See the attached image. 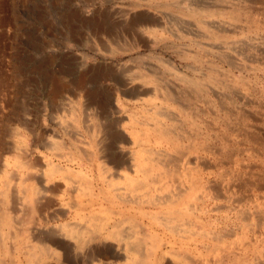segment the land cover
<instances>
[{
    "label": "rangeland",
    "instance_id": "374dc122",
    "mask_svg": "<svg viewBox=\"0 0 264 264\" xmlns=\"http://www.w3.org/2000/svg\"><path fill=\"white\" fill-rule=\"evenodd\" d=\"M145 148L155 177L138 190ZM0 201L18 210L0 264L129 263L101 216L131 243L146 237L135 246L154 264H264V0H0Z\"/></svg>",
    "mask_w": 264,
    "mask_h": 264
},
{
    "label": "bare ground",
    "instance_id": "6f19581e",
    "mask_svg": "<svg viewBox=\"0 0 264 264\" xmlns=\"http://www.w3.org/2000/svg\"><path fill=\"white\" fill-rule=\"evenodd\" d=\"M254 9V8H253ZM253 12V11H252ZM187 81H188V79H187ZM192 85V84H191ZM200 87V86H199ZM201 88V87H200ZM150 93V90H143V91H140V90H138V91H136L135 93H133V98H140V96L141 95H146V94H149ZM166 98H168L167 100H169V99H172V100H174V96H173V94H171V93H168L167 94V96H166ZM166 100V101H167ZM175 101V100H174ZM177 102V101H176ZM95 112V111H94ZM96 115H98V116H100L101 117V114H100V112H97V114ZM95 115V116H96ZM196 117H197V115H194V116H191V119H192V121L191 122H193L194 124H196L197 123V121H196ZM99 118V117H98ZM158 129V128H157ZM159 133L160 132H162V134L163 135H166V133H168L167 131L168 130H166V128H161V127H159ZM169 133H170V131H169ZM168 133V134H169ZM196 135L195 136H198V133L196 132L195 133ZM160 136V135H159ZM167 136V135H166ZM165 136V137H166ZM161 137H163L164 138V136H161ZM172 138L170 139V142H172V143H175V145H180V142L178 141L179 140V137H177V136H171ZM169 138H170V135H169ZM194 139H192L194 142H193V145H191L190 146V144H189V146H190V149L191 150H193V151H196L199 147H200V144L198 143V141H197V138L196 137H193ZM196 138V139H195ZM162 139V138H161ZM160 139V140H161ZM191 143V142H190ZM195 143V144H194ZM171 144V143H170ZM172 146H174V145H172ZM189 148V147H188ZM145 150L147 151L146 153H150L149 152V150H151V149H146L145 148ZM145 150H143V151H145ZM101 152V151H100ZM106 154V153H105ZM145 154V153H144ZM26 158V157H25ZM24 158V159H25ZM142 158V160H141V162L139 161V159H141ZM106 159V158H105ZM104 158H103V160L100 162V163H102L103 162V165L105 166V164H106V160H105ZM135 159V158H134ZM30 160V159H29ZM32 160V159H31ZM113 160H114V158H113ZM137 160V159H136ZM34 161V160H33ZM138 162L136 163V168L137 169H135L136 170V172H138V174H141V177H143V179H140V180H138L139 182H138V190H144L145 188L146 189H152V184L154 183V181L151 179V173H152V170H153V167H155V165H156V163H157V160L152 156V154L150 153L149 155H141V157L140 158H138V160H137ZM27 162V161H26ZM29 162V161H28ZM32 162V161H31ZM42 162V161H41ZM40 162V167L38 168L37 167V165L39 164H37V165H33V164H31V165H29L28 166V169H30V172L32 173V170L33 169H35V170H41L42 169V163ZM159 162V161H158ZM191 162V160L189 159L188 160V163H190ZM195 163V162H194ZM29 164V163H28ZM102 165V166H103ZM192 165H193V163H192ZM50 166H52V165H48L47 167H49V169H50V172H49V174L51 173V172H54V173H58V172H55V168H53V167H50ZM114 166H119L118 164H116V165H114ZM43 167H44V165H43ZM198 167H199V165H198V163H196L195 164V166H193L192 167V169L191 168H189V171L186 173V174H188L187 176L189 177V181H190V183H192L191 184V186L189 187V189H194L196 186H197V183H198V181H197V178H196V172L198 171ZM158 168H159V166H158ZM57 169H58V167H57ZM56 169V170H57ZM103 169H104V167H103ZM157 169V168H156ZM43 170V169H42ZM41 170V171H42ZM177 170V169H176ZM60 171V170H59ZM106 171H107V169H106ZM117 168H115V173L114 174H116V175H118V173H117ZM160 171H163V170H159V173H160ZM105 172V171H104ZM164 172V171H163ZM173 172H177V173H179L178 171H173ZM159 173H158V175H159ZM35 174V173H34ZM34 174L32 175H30V176H26V178H25V181H23L22 183L24 184V182L26 183V182H30V183H32L31 181H34V180H36V179H38V181L39 180H41L40 178H38V177H36V176H34ZM152 174H154V173H152ZM164 174H166V171H165V173ZM179 174H181V173H179ZM169 175V174H168ZM19 176V175H18ZM49 176V175H48ZM161 176V175H160ZM25 177V176H24ZM154 177H155V174H154ZM154 177H152V178H154ZM163 177H164V175H163ZM14 178H17V177H14ZM20 178V177H19ZM68 178V177H67ZM18 179V178H17ZM165 179V178H164ZM68 180H70V179H68ZM110 180V179H109ZM132 180H134V179H132ZM136 180V179H135ZM161 181H162V179H160ZM167 180V179H166ZM14 181V180H13ZM37 181V182H38ZM153 181V182H152ZM36 182V183H37ZM167 182H168V180H167ZM42 184V183H41ZM94 184V183H93ZM61 185V184H60ZM131 185H135V183H132ZM39 186V185H38ZM58 187H59V185H57ZM7 187V186H6ZM15 187V186H14ZM61 187V186H60ZM134 187V186H133ZM132 187V188H133ZM155 186L153 185V188H154ZM8 188V187H7ZM13 188V187H12ZM16 188V187H15ZM62 188V187H61ZM89 188V187H88ZM43 190H44V188H42ZM16 190V189H15ZM54 190H55V188H54ZM58 190V189H57ZM88 190V189H87ZM161 190V189H160ZM190 190V191H191ZM6 191V190H5ZM5 191H4V193H5ZM22 191V190H21ZM28 190H26V192H27ZM41 191V190H40ZM40 191H37V190H35V189H30L29 190V197L33 200H30L31 202H32V204H31V206H32V208H31V212L30 213H35V212H39L40 214H42L43 215V211H45L44 209H46V208H42V207H39V206H42L41 204L40 205H38V201L39 200H37V199H39L38 198V195H39V193H40ZM94 191V190H93ZM17 192V191H16ZM53 192V191H52ZM51 192V193H52ZM117 192V191H116ZM186 192V193H185ZM182 191V192H180V195L179 196H177L176 197V200L177 199H182V198H185L186 196H188V192H187V190L186 191ZM22 193V194H21ZM20 194L21 195H23V193H24V191L23 192H21ZM54 193V192H53ZM148 193V192H147ZM3 193H1V195H2ZM8 194V193H7ZM14 194V193H13ZM100 194V193H99ZM102 194V193H101ZM9 195V194H8ZM11 195V194H10ZM93 195V194H92ZM13 196H15V195H13ZM24 196V195H23ZM150 196V195H149ZM148 196V197H149ZM151 196H153V193H152V195ZM101 197V196H100ZM141 197V196H140ZM169 197V196H168ZM20 198V197H19ZM127 198V197H126ZM16 199H17V197H16ZM22 199V198H21ZM106 199V198H105ZM120 199V198H119ZM133 199V198H132ZM162 199V198H161ZM2 200V199H1ZM9 200H10V197H9ZM15 200V199H14ZM13 200V201H14ZM26 200V199H25ZM107 200V199H106ZM109 200V199H108ZM127 200V199H126ZM152 199H150V203H155L154 202V199H153V201H151ZM164 200H166V201H172V199H164ZM175 200V199H174ZM19 201V200H18ZM102 201V200H101ZM104 201V200H103ZM110 201V200H109ZM122 201V200H121ZM12 202V201H11ZM17 202V201H16ZM20 202V201H19ZM104 202H106V201H104ZM124 202V201H123ZM0 203H1V201H0ZM3 203V202H2ZM53 203V202H52ZM97 203V202H96ZM99 203H101V202H99ZM108 203V202H107ZM135 203H137L138 205H139V207H140V209H143L142 207H141V201H139V200H137V201H135ZM145 203H147V202H145ZM144 203V204H145ZM48 204V203H47ZM47 204L45 205L46 207H47ZM51 204V203H50ZM91 204V203H90ZM98 204V203H97ZM129 204H131L130 202H129ZM17 205V204H16ZM21 205V204H20ZM120 205V204H119ZM135 205V204H134ZM13 206V205H12ZM10 207V206H8L7 207V209H6V212L5 213H0L1 215H0V229H13L12 227V225H14V220H13V218H12V215H10V213H15V214H17V211L18 210H16V209H14L15 208V206H13V207ZM122 206V205H121ZM113 208V207H112ZM111 208V210H106V211H104V213L106 214V216H108V214H110L111 215V213L112 212H114L115 211V209H112ZM117 208V207H116ZM12 209V210H11ZM7 210H8V214H7ZM10 210V211H9ZM117 211V210H116ZM21 212V211H20ZM29 213V212H28ZM27 213V214H28ZM102 213V212H101ZM22 214V213H21ZM20 214V215H21ZM113 214H115V213H113ZM125 214V213H124ZM128 214V213H127ZM169 214L171 215V219L169 218V221L171 220H175V219H177V216H180V214H178V212L176 211V210H172V211H170L169 212ZM33 215H35V214H33ZM103 215V214H102ZM157 215H158V213H157ZM23 216H25V215H23ZM23 216H22V218H20V219H23ZM40 216V215H39ZM113 216V215H112ZM115 216V215H114ZM29 217V216H28ZM125 217V216H124ZM99 218V217H98ZM107 217H102L101 216V219H102V221H100L101 219L99 218V221L97 222V220H96V222H97V224H98V226H97V228L98 229H101V230H104V231H102L101 232V235H100V237H102L103 239H106V240H122V241H125V243H126V248H127V250H128V253H131V257L132 258H129V260H130V262L129 263H127V264H154V259H155V257H153V255H152V253L151 252H145V251H140V250H138L137 249V245L140 243V242H142V239L141 238H139V237H137L136 239H134L133 241H132V243H131V238L130 237H128V238H123L122 236H121V234H119V231L118 230H115V227H116V225L114 224V228L113 229H108V222H106V219ZM155 218V216L153 215V218L152 219H154ZM157 218H158V216H157ZM29 219H31V218H28V221H29ZM33 219V218H32ZM35 219V218H34ZM41 219H42V216H41ZM90 219H91V217H90ZM93 219V218H92ZM132 219V218H131ZM122 220V219H121ZM125 220H127L128 221V219H125ZM135 220V219H134ZM133 220V221H134ZM155 220V219H154ZM161 220V219H160ZM20 221V220H19ZM113 221V220H112ZM131 221V220H130ZM157 221V220H156ZM159 221V220H158ZM168 221V222H169ZM16 222H18V221H16ZM33 222V221H32ZM136 222V221H135ZM163 222V221H162ZM37 223V222H36ZM172 223V222H171ZM16 225H18L17 223H15ZM26 224H27V222H26ZM29 224V223H28ZM96 224V225H97ZM111 224V223H110ZM113 224V223H112ZM119 224H120V222H119ZM164 224V223H163ZM30 225V224H29ZM133 225V224H132ZM131 225V226H132ZM138 225V224H137ZM173 225V224H172ZM118 226V225H117ZM140 226V225H139ZM71 227V226H70ZM93 227V226H92ZM135 227H138V226H135L134 225V228ZM167 227V226H166ZM169 227V226H168ZM82 228H83V226H82ZM81 228V231H83V229ZM85 228V227H84ZM116 228H119V226L118 227H116ZM131 228H133V226L131 227ZM142 228H143V226H142ZM26 229H28V228H26ZM30 229V228H29ZM138 229V228H137ZM145 229V228H144ZM170 229H171V227H170ZM18 230V229H17ZM75 230H76V228H75ZM3 231V230H2ZM77 231H78V229H77ZM79 231H80V229H79ZM80 231V232H81ZM86 231V230H85ZM84 231V232H85ZM90 231V230H89ZM136 231V230H135ZM174 231V230H173ZM19 232H21V231H19L18 230V233ZM29 232V231H28ZM28 232H27V234H28ZM73 232V231H72ZM79 232V233H80ZM140 232V231H139ZM4 233H6V232H4ZM33 233V232H32ZM132 233V232H131ZM134 233V232H133ZM132 233V234H133ZM147 233H148V231H147ZM13 234V233H12ZM29 234H30V232H29ZM82 234V233H81ZM88 234H89V232H88ZM25 235H26V233H25ZM71 235H73V234H71ZM85 235V234H84ZM135 235H136V233H135ZM6 236V235H5ZM8 236V235H7ZM18 236H20V235H18ZM87 236V235H86ZM132 236H134V235H132ZM151 236L152 235H150V239H151ZM38 237V236H37ZM80 237V236H79ZM136 237V236H135ZM134 237V238H135ZM142 237H144V236H142ZM148 237V236H147ZM155 237H156V235H155ZM154 237V238H155ZM13 238V237H12ZM23 238V237H22ZM34 238V237H33ZM75 238V237H74ZM6 239V238H5ZM53 239V238H52ZM50 239V240H47V239H40V249H42L41 248V246L44 248V250L42 249L41 251H46L47 253H50V251H51V244H53V245H55L54 244V241L53 240H55V239ZM156 239V238H155ZM9 240V239H8ZM24 240V239H23ZM34 240V239H33ZM37 240V239H36ZM94 240V239H93ZM145 240H146V237H145ZM145 240H144V243H145ZM152 240V239H151ZM157 240V239H156ZM159 240V239H158ZM77 241H78V238H77ZM147 241V240H146ZM150 241V240H149ZM160 241V240H159ZM7 242V241H6ZM20 242V241H19ZM36 242V241H35ZM151 242V241H150ZM158 242V241H157ZM8 243V242H7ZM23 243V242H22ZM21 243V244H22ZM59 243V242H58ZM143 243V242H142ZM143 243V244H144ZM152 243H154V242H152ZM151 243V247L154 245V244H152ZM162 243V242H161ZM14 244H16V243H14ZM19 243H17V245H18ZM37 244V243H36ZM57 244V243H56ZM60 245H62V241H60V243H59ZM135 244H136V246H135ZM169 244V243H168ZM173 244V243H172ZM6 245V244H5ZM146 245V244H145ZM145 245H143V246H145ZM162 245V244H161ZM171 245V244H170ZM19 246V245H18ZM142 246V247H143ZM163 246V245H162ZM4 247V246H3ZM7 247V246H6ZM9 247V246H8ZM56 247V246H55ZM55 247H53V248H55ZM60 247V246H59ZM154 247H157V246H155L154 245ZM171 247H173V245L171 246ZM19 248V247H18ZM26 248V247H25ZM57 248V247H56ZM145 248V247H144ZM150 248V247H149ZM11 249H13V248H11ZM10 249V250H11ZM39 249V248H38ZM59 249V248H58ZM61 249V248H60ZM63 249V248H62ZM143 249V248H142ZM154 249V248H153ZM172 249V248H171ZM174 249V248H173ZM16 250V249H15ZM20 250V249H19ZM31 250H32V248H31ZM54 250V249H53ZM12 251V250H11ZM17 251V250H16ZM56 251V250H55ZM117 251V250H116ZM154 251V250H153ZM157 251V250H156ZM8 252V250H6V249H3V248H0V254H6ZM95 252H96V250H95ZM107 252H109L110 254H108V255H106L105 256V254L103 255V254H101V256L103 257V256H105V257H114V255L115 256H118L119 254V256H122V253H117V254H115L114 253V249L112 248V247H108V250H107ZM170 252H171V250H170ZM175 252H177V251H175ZM175 252H173V254L175 253ZM184 252V251H183ZM27 254V253H26ZM35 254V253H34ZM37 254H39V253H37ZM41 254V253H40ZM156 254H157V252H156ZM177 255H178V253H176ZM8 255H10V253L8 252ZM18 255V254H17ZM28 255V254H27ZM54 255V254H53ZM57 255V254H56ZM56 255H54V256H56ZM2 256V255H1ZM48 256V255H47ZM34 257V256H33ZM95 257H97V256H95ZM122 257H124V256H122ZM184 257V256H183ZM32 258V257H31ZM37 258V257H36ZM35 258V259H36ZM4 259H6V258H4ZM186 259V258H185ZM184 259V260H185ZM3 261V260H2ZM1 261V262H2ZM7 261V260H6ZM13 261V260H12ZM0 262V263H1ZM10 263H11V261H9ZM186 262V261H185ZM3 263V262H2ZM4 263H6V262H4ZM38 263H40V261L38 262ZM13 264V263H12ZM35 264V263H34Z\"/></svg>",
    "mask_w": 264,
    "mask_h": 264
}]
</instances>
